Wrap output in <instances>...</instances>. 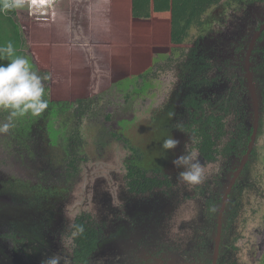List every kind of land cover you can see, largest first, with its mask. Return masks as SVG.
Listing matches in <instances>:
<instances>
[{"label": "flooded vegetation", "instance_id": "flooded-vegetation-1", "mask_svg": "<svg viewBox=\"0 0 264 264\" xmlns=\"http://www.w3.org/2000/svg\"><path fill=\"white\" fill-rule=\"evenodd\" d=\"M219 6L223 9L219 25H210L205 12L201 25L196 27L203 31L202 35L190 42L186 39L183 49L177 51L186 52L187 60L201 58V68L194 67L200 71L191 75L185 66L187 74L164 93H156L160 71L155 66L154 77L144 78L147 73L143 76L153 82L154 114L148 122L166 134L172 131L183 136L184 152L197 153L201 161L203 182L189 186L178 181V172L182 169L173 164L168 173L158 167L148 168L140 149L114 128L116 113H104L105 123L95 124L89 112L88 102L92 98L88 94L80 91L82 96H67L69 100L64 97L65 102L59 100V104H66L64 113L55 125L46 127L45 112L39 118L29 114L27 120L15 119L19 126L16 130L11 128L3 139L7 156L16 155L13 157L21 167L12 160L14 168H18L16 173L9 171L8 164L3 170L0 167L4 188V193L0 192V264H42L56 253L64 257L61 264L262 262L264 221L263 228H251V223L255 216L264 214V0H221L215 5ZM230 15L241 17L245 23L239 34L224 40L219 35ZM29 51H32L30 47ZM31 54L35 56L34 52ZM248 62L255 86L256 109L246 78ZM91 63L92 59L86 60L84 67ZM56 73H59L58 80L44 81L45 92L57 85L59 90H65L64 79L69 77V71L58 69ZM77 73L78 70L73 82L78 81ZM137 89L138 86L134 87L135 96H131L141 100L142 92L136 93ZM46 98L51 103L46 110L51 111L57 99L47 94ZM189 99L192 106L188 105ZM193 119L201 126L210 120L208 128L194 129L192 125L193 129H185ZM87 120L91 128L85 126L86 135L92 136L89 145L82 128ZM227 120L238 123L244 120L246 126L232 128L228 154L220 152L228 143L217 140L212 147L213 157L209 158L201 149L203 134H218L222 131L221 123L226 134ZM97 125L101 127V134L95 131ZM252 135L247 160L229 186ZM110 141L122 149L115 177L121 183L124 198L113 211L102 192L97 190V195L94 194L93 176L95 164L107 160L103 151ZM98 150L100 153L96 155ZM215 164L218 166L213 170ZM143 182L150 187L142 190ZM104 191L108 190L104 187ZM97 198L106 212L100 216ZM133 199L136 201L131 207ZM19 206L25 214L11 213L10 209ZM2 209L8 210L1 212ZM116 221L125 225L118 235L113 234ZM81 233L91 241L82 243ZM93 237L96 238L94 247Z\"/></svg>", "mask_w": 264, "mask_h": 264}, {"label": "rangeland", "instance_id": "rangeland-1", "mask_svg": "<svg viewBox=\"0 0 264 264\" xmlns=\"http://www.w3.org/2000/svg\"><path fill=\"white\" fill-rule=\"evenodd\" d=\"M52 1L53 0H27L26 6L23 9L15 10L14 13L7 12V14H11L13 18L19 24H21V26H23L26 21L34 22L35 20H40L45 14L49 13L51 10ZM64 3L67 5V3L69 4V1L66 0ZM206 12L209 20L211 21L210 25L213 26L219 25V19L222 17V13H223V9L221 8V6L211 7ZM230 16L231 17L228 18L229 21H226L225 19L226 22L224 23L227 25L226 27L223 26V28H221L224 30L219 35L224 40L236 36L237 33L239 34L240 30L243 28V23H245V21L242 20L241 17L237 18L233 15ZM227 17L228 16H226V18ZM208 18L206 17V19ZM213 20L216 21L215 23L217 24L212 23ZM202 32L203 31H199V29L191 30L186 42H190L195 37L199 36V34L202 35ZM21 33L24 37V41L26 44L25 48L23 49L25 54L24 57L30 60V62L34 65L35 69L43 73L42 76L48 74L51 79L53 78V81L58 80L59 73H56V71L58 69H61V66L58 64V62H60L59 60H62L63 57H58L57 63L54 62V64L52 62L48 63L45 60L39 62L40 61L39 58L33 56L31 54L32 51H29V47L31 48V50H33V48L36 46L35 45L36 36L33 34V32L31 33V31L28 28L27 29L21 28ZM39 42L42 43L41 41ZM74 46L78 47L76 45ZM76 52L78 51L76 50ZM109 52L110 53L106 55L93 57L92 63L87 67H84V62H80L79 64H77L78 65V67L76 68L78 70L77 77L79 76V78L78 81L70 83V86L68 87L69 91L67 89L59 90L58 88L59 85L52 86L51 89H48L46 91L47 96L55 97L57 100L56 102L52 103L53 105L51 111H47V110L45 111L46 113L44 116V118L46 119L45 125L47 128L50 126V124L55 125L58 122L59 115L64 113L62 109L65 108L66 104L63 103L59 104V100L65 102L66 99L64 97H66L67 100H69L68 97L76 98L78 97V94L79 95L82 94L80 92L82 91L83 93L85 92L86 94H88L89 98H92L91 102L90 101L88 102L89 104L88 107L90 109L89 112L92 113L94 116L92 117V120L95 121V124L105 123L103 122V117H102L104 113L111 114L112 112H114L116 113L117 116L124 118L129 116V114L134 113L132 120L128 121L130 125L129 130H131L134 133L131 136V140L133 144H135L138 148L140 147L141 144L146 142H147L146 144L148 145L149 144L148 140H150L151 138H149L148 136H143L142 140H140L141 137H139V134L136 136V133L140 130L141 126L143 127L144 123L148 124L147 122L150 121V119H152V115L154 114V109H153L154 98L152 97L153 92L151 93V87L153 86V82L149 79L147 80L143 79V76L147 73L144 78L154 77L156 70H153V68L155 66L156 69L160 71L158 73L160 77L158 79L159 90L156 93H162V91L164 93L166 92L165 89L175 87L176 85H178V81L182 80L185 73L187 74L186 69H184L186 66V62L188 61L186 57V52L171 53V52H167L165 49H155L152 55H142L139 49L133 47H129L124 51H109ZM95 59H97L98 62H95L94 61ZM85 69L87 70V72H85ZM139 78H141V82L139 81L140 80ZM137 86L138 89L136 90V93L142 92L141 100H137L133 98L135 96L134 95L135 92L133 89L134 87ZM108 88L111 89L107 91ZM128 95L130 97H128ZM131 95H133V97ZM98 96H101V98H99ZM126 97H128V99H126ZM129 99H131V101ZM2 112L3 114L0 115V122L5 121L8 115L6 111H2ZM90 116L91 114L89 115V117ZM16 119L27 120L28 117L24 116V117H18ZM226 123H227L226 126L227 129H226V134L222 139V143L225 142L227 143L228 141H230L232 128H234V126L237 127L239 125V127L241 128L246 126L244 120H241L239 123L236 122V120L233 121L227 120ZM14 124L16 128L19 126L18 123H15V120H14ZM89 124H90V120H87V123L82 126V128H84L85 130V136H86L85 138H87L86 145L90 144L92 137L90 135L88 136L86 135L87 128H85V126H87L90 129L91 127L89 126ZM121 125L123 127L122 133L127 138H129V136L126 134L127 126L125 124H121ZM15 127H13L12 129L16 130ZM95 131L98 132L99 134L102 133L101 127L99 125L95 127ZM107 131H109L108 126H107ZM162 134L163 136L161 135V138L163 137L165 138L166 135H172V131H169L167 134L163 131ZM5 138H7L6 133L0 134V164H1L0 167L3 170L8 164L9 171L11 173H16L18 168H14L10 160H12L14 164L19 167H21V163L16 161L15 158L13 157L16 155L11 154L9 156L8 154L7 156L6 149L2 147V144L5 145L4 144L5 140H3ZM176 139H178L180 143H179V147H177L174 157L172 156V151L167 150L165 153H163L162 150L163 157L164 158L166 157L165 160L167 163L162 167H158V168L163 169L167 173H168L167 170L171 168L170 165L173 164L172 161L179 155L185 153L184 152L185 139L178 132L176 133ZM99 143L102 144V142ZM121 150L122 149L119 147L118 143H113L111 141L108 142L105 146V150L103 151L107 160L105 163L100 161L99 163L95 164L96 166L93 175L95 178L94 194L97 195V190L102 192V195L105 196L106 201L109 200V203L106 204H108L111 207V211H113L114 208H116V206L119 203H121V199L124 198L122 191L120 189L121 183L119 182L118 177H115V172L116 171L118 172L119 160L122 156ZM150 151L151 149L147 147L146 156H144L143 154V163L144 165H147L148 168H155L156 166L151 167L152 164L150 159L148 158V154H150ZM97 153L99 154L100 151L98 150L96 152V155ZM7 160H9V162H7ZM216 166L218 165L215 164L213 170H216ZM96 172L98 174H96ZM102 179H104L106 182L103 183ZM2 183L3 181L0 180V192L4 193V188ZM97 185L99 186V188L97 187ZM104 187L108 191H104ZM135 201H136L135 199L130 201L131 207L133 206V202ZM97 209H100V211L97 212L98 213L97 215L99 216L106 213L102 210V205L99 202L98 198H97ZM7 210L2 209L1 212ZM23 210L24 208L20 206L19 208H14V210L10 209L11 213L14 212L15 214L18 215L25 214ZM263 221H264V214L255 216L252 219L251 228L256 226L262 227L261 223ZM115 223H116L115 225L116 232H114L113 234L118 235L119 232L122 233L120 229L125 227V225L117 221ZM113 236L106 239L105 241H109L111 238H113Z\"/></svg>", "mask_w": 264, "mask_h": 264}, {"label": "trees", "instance_id": "trees-1", "mask_svg": "<svg viewBox=\"0 0 264 264\" xmlns=\"http://www.w3.org/2000/svg\"><path fill=\"white\" fill-rule=\"evenodd\" d=\"M65 1L53 0L49 13L40 20L26 21L23 26L11 14L0 13V43L12 41L16 54L24 56L25 41L21 28H28L36 36V46L32 50L35 57L48 63H57L58 57H63L58 64L64 72L69 71V77L64 79L67 89L76 79L77 64L98 54L124 51L129 47L139 49L142 55H152L155 49L177 53L183 49L191 28L201 25L205 12L221 0H67V5ZM200 61L202 59L196 57L186 62V69L191 75L194 71H200ZM7 62L0 60V63ZM188 102V105H193L191 99ZM48 107H51V103ZM209 122L206 120L201 126L198 120L193 119L185 129H193L192 125H195L194 129L199 126L207 129ZM223 126L221 123L222 131L214 136L203 134L201 149L209 158L213 157L212 147L217 140L222 142L225 136ZM229 143L220 150L222 154L229 153ZM142 185V190L150 187L144 182ZM95 240L93 237V247ZM80 241L85 243L91 240L81 233ZM260 264H264V258Z\"/></svg>", "mask_w": 264, "mask_h": 264}, {"label": "clouds", "instance_id": "clouds-1", "mask_svg": "<svg viewBox=\"0 0 264 264\" xmlns=\"http://www.w3.org/2000/svg\"><path fill=\"white\" fill-rule=\"evenodd\" d=\"M27 0H0V13H7L26 6ZM0 111L8 113L5 121L0 122V134L8 133L15 127L14 120L18 117L31 115L41 117L49 106L46 98L44 81L50 79L48 74L41 75L30 60L16 54L12 41L0 43ZM162 150H172L180 143L171 135L162 139ZM173 165L182 169L177 179L185 185L194 186L205 179L204 170L195 152H185L172 161ZM64 259L59 253L53 254L42 261V264H61Z\"/></svg>", "mask_w": 264, "mask_h": 264}, {"label": "water", "instance_id": "water-1", "mask_svg": "<svg viewBox=\"0 0 264 264\" xmlns=\"http://www.w3.org/2000/svg\"><path fill=\"white\" fill-rule=\"evenodd\" d=\"M258 33V32H257ZM257 35V34H256ZM251 49V45L249 47V50ZM246 78L248 79L249 81V89L252 93V96L254 97V106H255V109H256V102H257V99L255 97V86L254 84L251 82V71H249V62L246 64ZM150 99V98H149ZM255 113H257V111L255 110ZM134 116V113H131L129 114V116H127L126 118L124 117H120V116H117L115 117L113 120V126L115 129L119 130L120 132H123V127L121 124H125L127 126V130H126V134L129 136V139H131V136L132 134H134L131 130H129V123L128 121L132 120ZM148 124H143V127L141 126L140 130L136 133V136L139 134V137H141L140 140H142V137L143 136H148L149 138H151L150 140H148L149 144L151 145H147L146 143H143L140 145V151L144 154V156H146V148H150L151 151H150V154H148V158L150 159L151 161V164H152V167L156 166V167H162L163 165H165L167 162H166V157L164 158L163 157V153H162V148L160 146H162V139L164 138H161V135L163 136L162 132H160V130H157L152 124H150L149 122H147ZM255 125H256V121H255ZM131 131V132H130ZM173 138L176 139V135L172 134L171 135ZM153 141V143H152ZM158 141V143H157ZM252 141H253V135L251 137V140L248 144V149L247 151L245 152V154L243 155L242 159H241V164H240V167L234 172V175L233 177L231 178L230 182H229V186L233 184V182L235 181L238 173H239V170L241 169V167L244 165L245 161L247 160V157H248V154L250 153L251 151V148H252ZM178 147V145H177ZM177 147L175 149H172L170 151H172V156L174 157L175 156V152L177 150ZM150 164V163H149ZM150 164V165H151ZM220 231V229L218 228V232Z\"/></svg>", "mask_w": 264, "mask_h": 264}]
</instances>
